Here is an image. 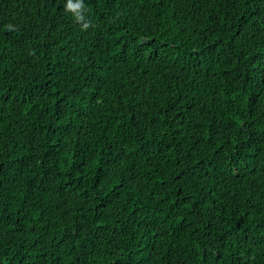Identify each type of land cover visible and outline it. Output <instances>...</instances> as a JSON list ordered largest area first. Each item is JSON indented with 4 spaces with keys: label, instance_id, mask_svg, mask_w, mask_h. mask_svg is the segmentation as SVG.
I'll list each match as a JSON object with an SVG mask.
<instances>
[{
    "label": "trees",
    "instance_id": "obj_1",
    "mask_svg": "<svg viewBox=\"0 0 264 264\" xmlns=\"http://www.w3.org/2000/svg\"><path fill=\"white\" fill-rule=\"evenodd\" d=\"M66 3L0 0V264H264V0Z\"/></svg>",
    "mask_w": 264,
    "mask_h": 264
},
{
    "label": "clouds",
    "instance_id": "obj_2",
    "mask_svg": "<svg viewBox=\"0 0 264 264\" xmlns=\"http://www.w3.org/2000/svg\"><path fill=\"white\" fill-rule=\"evenodd\" d=\"M66 9L74 13L75 18L83 20L82 11L84 10L83 0H67ZM89 26L88 23H84L83 27L86 29Z\"/></svg>",
    "mask_w": 264,
    "mask_h": 264
}]
</instances>
